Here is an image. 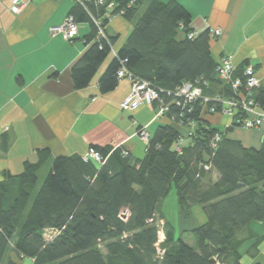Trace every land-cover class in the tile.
Masks as SVG:
<instances>
[{
    "label": "trees",
    "instance_id": "trees-1",
    "mask_svg": "<svg viewBox=\"0 0 264 264\" xmlns=\"http://www.w3.org/2000/svg\"><path fill=\"white\" fill-rule=\"evenodd\" d=\"M69 14L89 27L85 49L70 67L73 87L90 83L116 40L106 33L98 38L93 19L106 27L108 15H120L132 27L97 87L102 93L113 90L123 66L158 90L167 107L165 121L149 134L142 158H132L121 145L91 144L101 155L98 163L78 154L52 157L43 148L36 162H23L20 173L3 170L0 264L23 258L31 264H209L210 258L216 264H240L239 246L249 238V252L255 254L261 236L244 232L252 221L264 223V145L249 147L231 137L240 127L235 118L218 128L204 116L211 105L219 110L220 104L203 102V96L237 98L231 83L219 78V59L211 54L210 43L217 37L211 38L208 28L195 33L190 13L176 0H79ZM189 33L195 35L189 38ZM248 65L234 66L232 77L244 84ZM183 82L200 86L202 97L182 107L171 93ZM252 92L262 105L264 88ZM190 121L194 126L187 134ZM6 144L2 136L1 148ZM43 168L47 171L39 180ZM172 185L181 213L193 205L204 213L205 220L187 230L193 244L175 240L165 219L164 238L158 241L159 204ZM46 230L54 233L46 236Z\"/></svg>",
    "mask_w": 264,
    "mask_h": 264
},
{
    "label": "crops",
    "instance_id": "crops-1",
    "mask_svg": "<svg viewBox=\"0 0 264 264\" xmlns=\"http://www.w3.org/2000/svg\"><path fill=\"white\" fill-rule=\"evenodd\" d=\"M176 1L190 13L195 33L220 28L221 34L210 43L215 59L229 54L234 66L248 61L256 66L264 88V0ZM11 4L12 0H0V144L2 136L7 141L5 149L0 145V180L3 170L18 174L23 162H36L37 150L43 148L55 157L82 155L91 144L121 145L132 158H142L145 144L138 138V128L151 134L164 117L156 120L155 108L149 105L122 110L119 104L130 91V81L125 78L118 79L115 88L106 93L97 87L98 77L132 24L113 15L105 27L108 36H116L111 57L107 55L86 87L75 89L70 67L85 49L83 36L89 27L78 24V34L71 41L61 33H50L63 22L74 1L33 0L18 13L10 11ZM216 122L228 126L231 120L217 118ZM230 135L245 146L258 147L264 141V126L256 131L236 127ZM247 233L261 236V241L253 255L249 253L252 238L239 246L240 264H264L257 259L264 253V223L252 221ZM15 261L32 263L28 258Z\"/></svg>",
    "mask_w": 264,
    "mask_h": 264
},
{
    "label": "built area",
    "instance_id": "built-area-1",
    "mask_svg": "<svg viewBox=\"0 0 264 264\" xmlns=\"http://www.w3.org/2000/svg\"><path fill=\"white\" fill-rule=\"evenodd\" d=\"M30 1L33 0H12L10 11L18 13L25 6V4ZM98 2L102 3V0H98ZM112 6L113 3L108 5L109 8ZM112 17L113 15L107 16L109 21ZM93 21L97 27V37L106 38L105 27L102 24V20L94 18ZM208 29L211 38L218 37L221 34V30L218 27H210ZM50 33H61L66 40L71 41L78 34V24L75 22L73 16L69 14L66 15L60 25L52 27L50 29ZM194 35L195 33H189L187 36L192 38ZM233 70L234 65L232 63V56L229 54H223L218 61L219 78L231 83L232 89L235 91L237 96L236 99L221 98L218 95H215L213 98L206 96L202 97L201 87L190 82L181 83V85L175 88L174 92L170 93L174 96L173 98L176 104L179 105V103H181L182 107L200 97L203 98V102H207L212 99L214 102L220 104V109L217 110L215 105H211L208 109H206L207 113H220L227 116L230 120L235 118V122L243 129H253L264 126V103L262 105L256 104L252 94V89L260 86V80L253 67L248 65L244 69V75L246 76L244 84L241 83V80L238 77H232ZM116 76L118 79L125 78L130 81V91L119 104L122 110L134 111L142 105H149L154 106L155 108L156 120H159L164 116L167 107L160 102L161 99L159 98V92L154 86L145 80L135 78L123 66L117 70ZM240 112L241 114L239 115ZM193 126L194 122L190 121L187 134L191 133ZM137 135L144 144L147 143L149 132L145 128H140L137 131ZM181 142L182 139H179V143L176 144L175 147L177 150H179ZM262 144L264 145V141ZM124 154H126V152H124ZM81 158L83 161L92 160L97 163L102 159L99 151L93 148H89L81 155ZM120 216L125 219L126 212H122ZM45 232L47 233L45 235L50 237V235L54 233V230H46ZM158 252L162 253V250L158 249Z\"/></svg>",
    "mask_w": 264,
    "mask_h": 264
},
{
    "label": "rangeland",
    "instance_id": "rangeland-1",
    "mask_svg": "<svg viewBox=\"0 0 264 264\" xmlns=\"http://www.w3.org/2000/svg\"><path fill=\"white\" fill-rule=\"evenodd\" d=\"M143 8V7H142ZM142 8L140 10H142ZM111 57V53L108 54ZM102 72V71H101ZM205 118L213 123L214 126L218 128L226 127L225 123L216 122L217 118H224L225 120H229V118L220 113H205ZM262 127V126H261ZM261 127L253 128V129H243L246 131H256L260 130ZM46 168H43L39 172V180L43 178L46 173ZM159 210L162 213V219L157 220V226L159 229V237L158 241L161 242L164 238V232L162 230V222L165 219L172 226L173 237L176 240L178 237H181L183 241L188 244H193L194 239L193 236L187 230L201 224L205 220L204 213L200 205H193L187 214L181 213L178 203L174 185H172L168 194L160 201ZM157 247L159 245L157 244ZM250 253V252H249ZM258 261L264 263V253L258 256Z\"/></svg>",
    "mask_w": 264,
    "mask_h": 264
},
{
    "label": "water",
    "instance_id": "water-1",
    "mask_svg": "<svg viewBox=\"0 0 264 264\" xmlns=\"http://www.w3.org/2000/svg\"><path fill=\"white\" fill-rule=\"evenodd\" d=\"M209 264H216L215 259H214V258H210V259H209Z\"/></svg>",
    "mask_w": 264,
    "mask_h": 264
}]
</instances>
